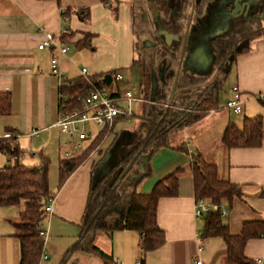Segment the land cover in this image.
<instances>
[{
    "label": "crops",
    "instance_id": "obj_1",
    "mask_svg": "<svg viewBox=\"0 0 264 264\" xmlns=\"http://www.w3.org/2000/svg\"><path fill=\"white\" fill-rule=\"evenodd\" d=\"M152 10V0H0V92H8L11 99L10 113L0 115V137L9 132L14 135V143L21 151L20 160L26 165L38 164L41 154L51 160L48 182L54 197L53 211L41 223L47 235L43 238L40 264H114L115 259H119L121 264H135L137 261L140 264H192L196 258L202 264H237L228 260L223 238L204 237V217L193 215L195 196L190 162L191 153L195 152L215 162L219 179L228 180L240 188L241 197L223 201L220 206L224 211L222 220L229 232L238 235L244 222L264 221L262 16L260 32L248 42L243 40L224 77L233 71L232 87L237 86L240 91L242 111L236 114L226 105H217L194 124L171 132L168 146L150 154L146 176L135 186L124 182L128 189L149 193L157 181L177 168L182 169L178 194L161 197L157 204L156 221L164 232V243L154 250L142 252L140 234L126 229L96 230L86 238L80 237L82 217L97 163L117 140L114 157L118 158L126 143L142 132L143 117L161 105L166 106L174 95L189 88L181 82L177 86L178 82L172 79L173 75L170 76L175 70L173 66L165 63L166 74H170L164 83V78L159 79L154 67L152 69L147 62L149 84L145 86L146 69L140 63L135 46L138 38L136 27L140 20L137 16L143 14L141 21L147 25ZM181 11L187 15L189 6ZM216 14L213 13L214 22L223 23L225 19L216 18ZM44 31L52 35L54 44L39 49L38 44L45 39ZM59 45L68 47L65 56L58 54ZM158 52L156 50V55ZM54 56L58 57L63 81L52 72L51 59ZM82 67L87 68L98 85L101 79L100 86L114 84L113 93L129 91L125 89L123 79L126 75L122 72H135L134 80L139 87L137 98L141 101L131 104L133 114L128 118L135 121L129 127L116 128L117 123L127 118L116 119L109 128L85 126L92 137L82 143L76 155L95 141L99 144L94 146L95 149L91 148L78 167L59 184L55 165L58 172L62 152L70 144L66 134L54 125L62 112L60 86L63 82L80 78ZM198 71L195 75L203 77V80L197 87L206 86L213 76L208 78ZM116 72L122 75L120 81L113 79ZM106 74L112 76L109 85L104 82ZM152 77L157 79L155 88ZM255 115H261L263 120L260 146L228 148L221 142V135L229 123L240 126L245 116ZM181 143L186 150L177 148ZM10 159L14 157L0 152V167L8 165ZM133 169L138 172L137 165ZM18 211L17 207L0 205V264H19V242L10 223V219L18 216ZM243 253L254 264H257L256 259H262L261 264H264V234L247 240Z\"/></svg>",
    "mask_w": 264,
    "mask_h": 264
},
{
    "label": "trees",
    "instance_id": "obj_2",
    "mask_svg": "<svg viewBox=\"0 0 264 264\" xmlns=\"http://www.w3.org/2000/svg\"><path fill=\"white\" fill-rule=\"evenodd\" d=\"M106 2V0H102ZM155 8L161 16L168 20L171 0H153ZM203 2L197 5L201 11ZM175 22L169 25L170 32L180 33L182 28ZM252 30V31H251ZM246 32V33H245ZM260 32L246 29L241 36L218 38L214 41V78L205 86L194 89L187 88L180 91L169 103L153 109L143 117V129L130 142L126 143L123 158L118 165L122 170L118 178L110 182L111 175L90 190L81 222V238L96 230H135L140 234L139 247L142 252L154 250L164 243V232L156 221L158 200L161 197L176 196L178 194V180L181 168L156 182L149 193H140L128 189L124 185L127 175V165H134L138 158L160 147L168 146V136L175 130L190 126L200 120L210 109L218 105L216 98L220 88L218 77L222 81L226 75V67L234 61L237 51L234 47L238 42L252 39ZM160 62L168 59L175 60L177 55L170 48L162 46L158 50ZM234 58L231 59V55ZM166 62V64H168ZM187 78L188 76L185 75ZM93 79L95 77L92 76ZM184 78V77H183ZM173 79V78H172ZM169 78L164 79L166 83ZM185 81L178 80L177 86ZM203 77H191V84L202 81ZM103 79L99 81L102 85ZM98 84V82H96ZM88 83L80 77L70 82H63L60 86L62 112L79 107V96L88 90ZM215 91L207 94L208 89ZM264 103V100H261ZM11 99L8 92H0V115L10 113ZM263 120L261 115L245 116L242 124L229 123L221 135V142L228 148L258 147L262 140ZM9 132V129L8 131ZM8 137H0V152L14 157L10 163L0 167V205L14 206L19 209L18 216L10 219L14 229V236L19 242V264H40L43 258L44 240L39 235V229L45 218L44 205L49 196H53L49 189L48 168L49 159L39 155V163L26 165L20 160L21 151L14 143V135L9 132ZM96 142V141H95ZM93 142V143H95ZM71 158H62L58 164V183L62 184L69 174L78 167L87 156L91 147ZM177 148L185 149L181 143ZM190 170L193 180L195 199L203 198L214 205L203 217L205 226L204 237L221 236L227 246V257L232 263L254 264L244 253L247 240L263 235L264 221H246L238 235H232L227 224L222 220L221 203L241 197L237 184L219 179L215 162L207 160L202 153H191ZM106 181V182H105ZM115 206L121 211L115 210ZM99 254L103 253L92 247Z\"/></svg>",
    "mask_w": 264,
    "mask_h": 264
},
{
    "label": "built area",
    "instance_id": "obj_3",
    "mask_svg": "<svg viewBox=\"0 0 264 264\" xmlns=\"http://www.w3.org/2000/svg\"><path fill=\"white\" fill-rule=\"evenodd\" d=\"M45 39L38 44L39 49H43L51 44H54L53 37L50 33L43 32ZM68 47L59 45L57 47L58 54L65 56ZM52 72L56 74L61 81H63L62 72L58 68V57H52L51 59ZM80 75L88 83V90L84 95L79 96V107L61 112L55 126H57L62 132L66 134L69 140V148L62 152L63 158H71L76 155V152L82 148V143L92 137L85 126L87 124L101 126L109 128L113 125L116 119H126L130 117L132 112L131 104L134 101H141L140 98L134 97L130 91H119L116 93L109 92L105 89V86H100L91 78V75L87 68L82 67L80 69ZM122 75L119 72L114 73L113 79L120 81ZM226 107L233 113H240L242 111V99L241 94L237 86L231 88V95L226 101ZM33 133H37L34 131ZM9 134H5L4 137H8ZM54 197L49 196L44 205L45 216H48L53 211ZM214 205L209 201L199 198L195 199L193 215L194 217H201ZM224 214V211H222ZM39 235L44 238L47 233L46 229L40 225ZM255 263L261 264L262 259H256ZM114 264H121L119 259L114 260ZM135 264H140L139 261ZM192 264H202V261L198 258L194 259Z\"/></svg>",
    "mask_w": 264,
    "mask_h": 264
},
{
    "label": "water",
    "instance_id": "obj_4",
    "mask_svg": "<svg viewBox=\"0 0 264 264\" xmlns=\"http://www.w3.org/2000/svg\"><path fill=\"white\" fill-rule=\"evenodd\" d=\"M200 0H196V2H199ZM185 2V3H184ZM182 4L183 9L186 8V1H184ZM218 2V1H216ZM153 3V2H152ZM194 4H195V0H191V13L193 12V8H194ZM218 6H221L224 8V10L222 11V15H224L226 18H230V17H235L237 16L238 12H247L249 9L252 10H256L258 9L259 5H260V0H225L222 2H218ZM152 16L154 21L156 22V30H157V34L160 36L161 40L163 41V43L170 47V49L173 51L178 49V46L180 44V42H184L185 40H187V38H191V36L188 33L189 31V27H190V23H191V14H190V18L189 20L184 23L183 20H180V22L178 23L181 28H184V32L181 34L177 33H171L166 24H164L160 18V13L158 12V10L155 8L154 4H153V10H152ZM183 16V14L180 15L179 18H181ZM184 17V16H183ZM182 17V19H183ZM220 17V13L216 14V18ZM178 18V19H179ZM210 26L208 28V30H206V28H203V30L200 32V34H196V38H195V44L193 46V50L188 53V55L185 58H188L189 60L191 59V61H193L194 65L193 69L196 70L197 73H199V68H204V67H211L212 66V60H213V54L211 51V43L208 41H213V39L218 38V36L215 35V33L212 32L213 27L221 24V23H216L214 22V20L210 21ZM208 22V23H209ZM212 32V33H210ZM177 51L173 52L174 54H176ZM183 54H184V49L182 48V51L180 53V55H177V63H176V68L175 70H171V74L170 76L173 75V77L175 78V81H177L178 78V73H179V69L181 67V64L183 62V60H185V58H183ZM233 58V56H232ZM174 61V60H172ZM167 61L163 60L160 63V67L161 70L158 72V77L159 79H163L165 78L166 75V68L165 63ZM168 63V62H167ZM168 66H173L171 63L166 64ZM183 67V66H182ZM163 68V69H162ZM229 67H226V71H228ZM203 74H205V72H201ZM112 80V76L110 74H106L104 75V82L106 83V85H109L111 83ZM152 83H153V88H155V86L157 85V79L155 77H152ZM176 84V82L174 83ZM175 87V86H174ZM173 95H174V91H173ZM153 101V100H152ZM118 140L115 142L114 146L111 147L103 156V158L97 163V165L94 168L93 174H92V188L95 187L102 179H104L105 177H107L109 174L111 175L110 178V182L115 181L121 170L122 167L119 166L120 160L123 158V150L126 148H124L121 152V154H119L118 158L114 157V148L117 144ZM126 146V145H125ZM152 153L151 150H149L147 153L141 155L138 160L135 162V164L132 165H127L126 170H127V175L125 177V181L124 182H129V184H132L133 186H135L144 176H146L147 174V167L146 164L149 160L150 154ZM138 167V172L134 171V166ZM123 182V183H124ZM117 211H121V208L117 207V209H115Z\"/></svg>",
    "mask_w": 264,
    "mask_h": 264
},
{
    "label": "flooded vegetation",
    "instance_id": "obj_5",
    "mask_svg": "<svg viewBox=\"0 0 264 264\" xmlns=\"http://www.w3.org/2000/svg\"><path fill=\"white\" fill-rule=\"evenodd\" d=\"M184 1H186V6H189V10H191V0H171V2H169V6L171 7V9H170L169 14H168V20L160 15L162 22L164 24H166V26L169 30L170 29L169 25H173V24H175V22L177 23V22H180V20H183V22L186 23L189 20L190 14H191V23H190L188 33L190 35H193V36H191L192 39L187 38V40H185L184 42H180L178 49H177L178 55H180L182 48L184 49L183 58H185L188 55V53H190L193 50V46L195 44L196 34H198V33L200 34V32L203 30V28H206V30H208V28L210 26L209 20L210 21L214 20V18H213L214 12H216L217 14L220 13V17H222V19H225L224 22L219 24L218 27L217 26L213 27L212 32L215 33V35L218 36V38H228L231 36L232 37L241 36L242 33L246 29L247 30L253 29L255 31L259 28V25L263 19L262 16L264 17V0H260V5H259L258 9H256V10L249 9L246 13L244 11L240 12V13L238 12L237 16L230 17V18H226L224 15H222V13H223L222 11L224 10V8L221 6H218L219 5L218 2H222L225 0H200L199 2H196V0H195L193 12L191 13V11L190 12L188 11L186 16L183 15L185 17L182 16L183 17V19H182V17L181 18H179V17L182 14L181 10L183 9L182 4ZM216 1H218V2H216ZM201 2L204 3L202 6V10L201 11L196 10L197 5H199ZM148 24L152 28H155V33L154 32L152 33L153 42L149 43L147 41V42H145V46H148V48L149 47L153 48L157 51L160 50L162 48V46L170 48L163 43L160 36L157 34L156 22L154 21L152 14H151V20L149 21ZM184 28H185V26L182 28L181 32H184ZM145 32L148 33L147 30H145ZM149 32H151V30ZM172 32H173V30H172ZM212 32H210V33H212ZM149 35H150V33H149ZM218 38H216V39H218ZM216 39H213V41H208L211 43V46H212L211 47V51L213 54L212 66L199 68L200 72H205L204 75H206V77H208V78L213 76V74H214L215 52H214V44L213 43ZM242 42L243 41H240L237 43V45L234 47L235 51H238L240 49L239 47H240ZM171 52H172V50H171ZM173 52H175V51H173ZM232 56L234 58V54L231 55V57H230L231 59H233ZM168 61L171 64H173L175 62L177 63V59H175L174 61H172V59H168ZM160 63H159V65H160ZM193 66H195L193 61H191V59L189 60L188 58H185V60H183L181 67L179 69L178 80H180V77L182 76V79H185L188 82H190L191 77H193L196 73V70L193 69ZM160 70H161V68H160ZM169 74L168 75L166 74L165 78L168 77ZM185 75H187L188 78ZM212 78H214V76Z\"/></svg>",
    "mask_w": 264,
    "mask_h": 264
},
{
    "label": "rangeland",
    "instance_id": "obj_6",
    "mask_svg": "<svg viewBox=\"0 0 264 264\" xmlns=\"http://www.w3.org/2000/svg\"><path fill=\"white\" fill-rule=\"evenodd\" d=\"M151 14V12H150ZM185 15V14H184ZM186 16V15H185ZM184 16V17H185ZM137 18H140L139 20V24L137 25L136 27V30H137V41H136V51H137V55L138 57L140 56V63L143 64V67H145L146 69V73H145V86L147 87L148 84H149V79H148V69L146 66H149L153 69V71L158 74L159 72V68H158V65L160 63V55H156V50L153 49V48H148L145 46V42H153V35L152 33L154 32L155 33V28H152L149 24H143L142 23V19L143 18V14H141L140 16H137ZM145 30L148 31V33L145 32ZM151 30V32H149ZM150 33V35H149ZM183 33V32H182ZM181 33V34H182ZM177 51V50H175ZM151 58L149 60V58ZM150 61V62H149ZM148 64H147V63ZM146 63V65L144 64ZM175 64V65H174ZM174 68H176V63H173L172 64ZM172 68V69H174ZM232 70H233V66H232ZM139 71V70H138ZM169 72V71H168ZM123 74L126 75V77L123 79V82L126 84L125 85V89H128L129 91H131L132 95L134 97H137L139 95V87H138V82L136 80H134V73L129 71V73H126V70L122 72ZM133 74V75H132ZM169 74V73H168ZM174 79V77H173ZM180 79H182V76L180 77ZM221 77H218V85L220 84V88H219V93H218V105L219 107H222L225 105L226 101H227V98L229 96V94L231 95V88H232V83H233V71L230 70V72L227 74V77L224 78V80L220 81ZM181 83L184 84L185 87H189V88H196L198 85H200L202 83V81H199L197 83H194V84H191V83H188L187 80L185 81H182L181 80ZM172 84V83H171ZM170 84V85H171ZM113 87H114V84H111L109 86H105V89L108 90L109 92L113 90ZM210 93H213V95H215V91H213L211 88L208 89L207 91V94H210ZM157 104V103H156ZM135 119L134 118H127L126 120H122L120 121L119 123H117V126L116 128H124V127H129L130 125H132L134 123ZM96 144H99V142L96 141V143H94V145L91 147V148H94V146H96ZM92 150V149H90ZM90 152V151H89ZM37 154V153H36ZM89 154V153H88ZM49 159V178L51 177L50 176V157H48ZM55 168H56V179H58V175H57V164L55 165Z\"/></svg>",
    "mask_w": 264,
    "mask_h": 264
}]
</instances>
